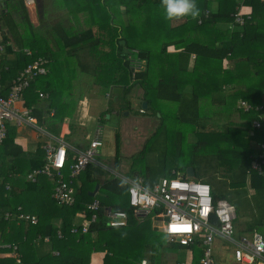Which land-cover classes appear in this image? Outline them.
Masks as SVG:
<instances>
[{"label":"trees","instance_id":"obj_1","mask_svg":"<svg viewBox=\"0 0 264 264\" xmlns=\"http://www.w3.org/2000/svg\"><path fill=\"white\" fill-rule=\"evenodd\" d=\"M123 2L127 7L121 14L129 19L127 23H123L124 34H120L119 31L117 34L114 33L117 49L116 52H113L115 53L113 60H111L112 53L110 52L105 55L108 61L106 67L102 66L104 57L95 60L99 63L98 70L106 69L107 78L102 80L106 91H109L115 100L114 87L122 88L120 95L123 97H127V94L136 85L141 88L140 107L143 112H150L155 119H158L159 124L156 131L162 129L166 134L167 141L170 142V148L164 147L161 153L158 176L160 174H167L169 177L186 175L187 167L193 166L196 179L210 183L215 199L225 198L236 206L237 217L234 225L238 234L257 230L264 235V174L252 166L257 153L256 149L258 147L261 149L258 142H262L264 137V127L257 129L253 126L254 119H261L264 125V108L256 109V106L264 103V1L134 0V2H130V0H123ZM137 3L140 5L147 3L153 8L158 4L162 6L164 15L158 13L150 17L146 10V17L140 16L142 21H139L132 17L135 10L138 13L141 12ZM241 5L249 6L251 9L250 17L245 15V21L242 24L236 22L234 17ZM174 6L179 9L181 15L176 19L179 20L178 23L172 25L167 13L170 7ZM121 14L115 12L111 15L114 19ZM118 21L121 22V20ZM115 26L117 28L116 24ZM162 31L165 32L164 35L159 33ZM89 32L93 34L92 30ZM189 33L190 35H188ZM5 40L7 41L8 38ZM87 40H89L88 37H71L69 46L80 45ZM150 40L161 43L156 54V50L151 49ZM22 44L26 46L25 43ZM34 45H29L34 51L30 55H26L22 51L16 53L18 61L15 64H20L18 69L13 60L8 61L6 57L2 60L0 75H3L1 81L6 86L3 89V94L8 93L10 85L5 74H8V78L12 79L35 58L39 56L49 58L45 55V49L41 47L36 50ZM170 45H175L179 51L168 52L167 49ZM8 48L9 51H12L10 45ZM193 54L195 55V66L190 69L188 63ZM69 56H76V53L70 52ZM93 56L95 55L93 54ZM134 61L144 62L143 69L135 70L132 64ZM50 64L51 62L49 66ZM88 64L83 61L82 65L85 66H82V71L93 74L87 68V66H91ZM8 65L11 70L5 72V67ZM199 66H204L205 69L201 70ZM211 67L214 70H211ZM217 68L219 70L216 74L215 69ZM118 72L121 73L119 76H117ZM49 75L36 78L25 91L24 98L26 92L27 99L39 98L37 97L38 92H36L37 86L50 92L48 99L53 101L52 107H55L51 124L56 126L65 117L63 110L65 106L63 103L56 104L57 97H54L56 87L52 88V80ZM191 81L193 90L188 92L186 84ZM210 82L215 84L213 88L206 87ZM199 85H203V91L198 92ZM213 92L221 93L224 97H233L234 100L242 97L251 103L252 109L240 114L241 122L238 123L230 119L222 129L216 130L213 127L215 122L212 119L214 109L224 114L225 110L234 109L236 103L233 101V105L228 103L212 105L204 102L206 97H212ZM154 97L172 102L174 106L171 108L174 112L169 117L163 112L157 116L160 108L156 106ZM200 98L203 99V102H200ZM143 100L148 105L146 110L142 107ZM130 108L131 104L128 103L125 109ZM165 109L168 108L165 107ZM117 112L122 114L120 109ZM229 113L231 114V112ZM208 128H213V130H206ZM189 135L194 136L193 141L188 139ZM116 136L119 142V133ZM8 142L7 137L1 147H4ZM118 142L116 140L117 144ZM69 153L70 151L68 152V164L62 171L65 180L68 181H70V164L75 160L70 158ZM120 156L117 149L115 154L117 163ZM222 163L229 165L226 170L227 174L225 173L226 176L228 175V179L220 178L219 184L224 183L230 189L228 194L219 196L214 179H218ZM40 164L39 166L45 162ZM199 167L204 170L211 167L213 170H209L210 176H197ZM101 168L92 163L86 169L102 173ZM2 172L5 171L0 166V176ZM13 172L15 173V171ZM19 172L25 174H23L21 184L15 183L17 177L9 178V172L6 173V179L11 181L2 183L1 180L0 183V241L16 244L18 246L16 251L21 253L23 263L90 264L91 254L103 251L105 256L102 264H142L143 260H146L148 264H160V261L164 264L166 263L164 256L167 251H184L185 253L191 251L192 264H200L199 260L203 252L198 246H184L170 240L166 233L154 228L153 214L139 216L135 213L130 206L128 184L124 181L122 183L119 177L111 176L112 178L109 177L103 182L98 177L91 179L96 183H101V188L106 195L95 198L81 188L83 192L74 191L75 201L72 205L59 204L53 198L51 200L45 197L46 194L43 192L38 198L40 209H35L39 218L37 224L25 219H5L4 208L10 203L13 204L12 198H8V192L18 197V203L24 206L23 210L25 211L26 205L21 196L19 198V194L26 195L27 189L35 191L38 187V183L31 182L23 169ZM249 174L251 186L254 189V193L251 195L247 183ZM47 178L49 179V177ZM154 178L151 180H149L150 177L146 178V185H155L159 177ZM7 183L11 185L8 189L6 188ZM126 193L128 200L125 196ZM95 199L100 200L101 207L94 212L88 210L87 207ZM30 206L33 208L32 205ZM107 207L125 210L127 213L125 224L110 225L106 213ZM16 208L12 206L9 210L18 214ZM82 211H86V217L81 215ZM94 213L98 215V219L90 223L87 232H83L84 219H91ZM245 216H248L249 220L246 222V229L242 230L239 224ZM239 217H242L241 221H238ZM74 228L77 230L73 231ZM45 237H48L49 240H45ZM46 245H50V250L46 251L48 249ZM51 249L58 251L59 254H54ZM8 261L5 257H0V264H8Z\"/></svg>","mask_w":264,"mask_h":264},{"label":"crops","instance_id":"obj_2","mask_svg":"<svg viewBox=\"0 0 264 264\" xmlns=\"http://www.w3.org/2000/svg\"><path fill=\"white\" fill-rule=\"evenodd\" d=\"M121 3L122 6L119 8L118 4ZM102 7H106V8L108 7L109 10L111 11V14H114L115 12L117 14L118 13L121 14L122 11L124 10L123 8L124 2L123 0H37L35 7L28 8L24 4L23 0H0V36L1 38H3V42L5 43V47H4L5 49L3 50V52H1L0 57L4 56V58L6 57L8 61L13 60L15 67L18 69L20 64H15L16 61H18L17 60L18 57L16 56V53L22 51L23 53L28 55L26 50L32 51L31 47L23 46L24 44L22 43H25L26 39L24 36L18 33L19 26L21 24H24L26 27L32 30V33L27 35L28 37L30 35H38L40 34V32H44L45 33L44 39L42 40L35 39L36 44L34 46L36 50L41 49V47L45 49L44 50L46 52L45 55L48 56L50 59L51 64L49 66V72L47 74L48 75L50 74L49 78L50 80H52V85H51L52 88L54 89V87H56V95L54 97H71V102H75V103L77 102V105L79 104L81 105V107H78V109H76L72 113H70V111H66L65 108L64 109L65 117L63 118V121L60 122L58 125L53 126L51 124V121L53 114L55 113V107H52L53 101L51 99L50 100L48 99V97H50V92L37 86L36 92H38L37 97L39 98H36L35 100L27 99L26 98L27 92H26L24 98L25 103L24 102L19 103V107L22 108L24 106H27L33 109L34 111L33 114L36 117L37 122L35 125L25 121H23L20 124L16 123L15 121L9 123V128H8L9 136H7L9 142L6 143L5 146L1 147L0 149V164L3 170L5 171L2 172L0 176L1 178L0 180H2V183H5L8 180H9L8 182L11 181L10 179H6L7 172H9L8 174L9 178L14 179L15 177H17L15 179V183L21 184L22 179L25 175L24 173L23 175L21 172H19L21 169H23L28 176V174L32 170L43 167L44 164L43 165L41 164L45 162L47 156L45 147L49 144L56 146L61 141L66 142L68 147V152L70 151L69 153V155L71 156L70 158H73L74 160L77 156V153L80 150H84L89 146L91 139L95 136V133L97 132L99 127H102V125L99 122H96L95 124L96 130H94L95 132L91 137H87L86 133L81 128V126L85 128L87 127V123H85V118L89 116V113L86 112L89 111L88 109L92 108V106L89 105L90 101L94 102L93 98H91L89 101L88 97H95V93L92 91V88L93 86L94 87L96 86V83L95 82L92 83L91 81L88 80L83 83L81 78H77V76H71L72 88H69L68 78L70 77L61 76L62 70L67 68H73L70 63V57L75 58L74 60L76 61L75 67L76 66L81 67L82 70L83 68L82 66H85L82 65L83 61L89 63L92 60H95L92 58V55L94 54V49L109 48L110 45L107 44L106 42V37H108L107 34H110L109 30L107 29V24H105V26L104 25L99 26V21H98V20H102L100 13V9ZM243 11L251 12V9L249 6L245 5L243 6ZM124 17L127 18L122 14L118 15L114 19H111V23L115 25L116 22H119L118 20H122V18ZM91 30L93 31V34L89 32ZM114 33L117 34V30ZM188 35H190V33ZM78 36L88 37L89 40L84 41L80 45L75 44L69 46L71 44L69 39L71 37L76 38ZM5 38H8V40L6 41ZM91 39L94 40L91 41ZM9 45L11 46L12 51H9L8 48ZM167 51L174 53V52H178L179 49L175 45H170L168 46ZM70 52L76 53V56H69ZM106 53L109 52L106 51ZM110 53H112V51H110ZM225 63H227V61H225ZM25 65L26 63L24 64V66ZM226 65L229 66L228 63ZM194 66H195V55L193 54L190 58V62L188 63V67L192 69L194 68ZM199 69L203 70L205 69V67L199 66ZM210 69L214 70L213 67H211ZM0 70H1V66H0ZM10 70L11 68L9 65L5 67V72H10ZM215 70L217 74L219 69L217 68ZM7 75L8 74H5L6 80L11 82V79H9ZM0 79L3 80V75H0ZM192 84H193L192 81L186 84V91L192 92L193 90ZM199 86L200 87L198 89V92H200L201 90L203 91V85H199ZM207 86L213 88L215 84L213 82H210L209 85H206V87ZM40 92L44 93V95L41 96ZM105 94L106 97H112L109 91ZM202 100L200 98V102H203ZM241 100H246V99L239 97L237 98V100H234L233 97H224V95L218 92H213L211 98L206 97L204 102L211 103L212 105L214 104L224 105L225 103L233 105L234 103L233 101H235L236 103L234 109L225 110L224 114L219 113V111H216V109H214L212 113V119L213 122H215L213 127H215L216 130L222 129L224 124H226L230 119L238 123L242 121L240 114L242 112H245V110L240 105ZM246 101L249 102L248 100ZM63 104L64 106H66V103ZM147 108L144 109L146 110ZM237 108L239 109L238 111ZM114 111L115 110H113V112ZM103 112L104 109L99 111V117H97V119H100L101 115H103ZM229 112H231L232 115ZM77 130L79 131V133L76 136H74V133ZM67 137H71V139H67ZM259 143L260 142H258V145ZM260 150L261 149H259V147L256 149L257 152H259ZM97 161L98 162L94 164H96V166L102 167L101 168L103 170L102 173L98 171L94 172V170L91 171V169L90 170L86 169L83 170L84 171L83 174L82 171L77 177L70 178L72 180L75 179V181H73L72 183L74 184L73 187L75 192L76 190L79 192L80 191L83 192L84 190L90 196L93 197L95 196V198L101 195H106V193L103 192V189L101 188V183H96L91 180L96 177H98V179L101 182H103L105 179L111 176L119 177L122 183L126 182L128 184V188H129L128 179L137 180L141 177V178H145L146 180V178L150 177L149 180H151V179H155L154 177L157 178L159 177L158 181L155 182V184H158L162 178L169 177L167 176V174L165 175L160 174V176H158L157 174H154L153 171L151 170L148 172L147 175L138 174L135 176H131L127 171L128 174L127 176L129 177L123 176L119 172L122 166H124L123 159L121 160V156L118 163L115 160V156L113 158H110V156H106V158L103 159L99 158L97 159ZM253 163L254 160L252 162V165ZM39 164L41 166H39ZM36 165L37 167H35ZM13 171H15V173ZM16 172H18L19 174ZM43 176H39L36 179V181H31L38 183L37 184L38 187L35 191L27 189L28 191H26L27 192L26 195L22 196L21 194H19V198L21 196L22 201L26 205L25 212L32 215H36L37 218L38 215L35 213V209H40V206L38 204V198L43 194V192L46 194L45 197H48V199L53 198V192L55 188V180H53L50 177L48 179L47 178L48 176L47 177H43ZM191 178H196V176ZM247 179H248L247 181L248 189L251 195L254 193V189L251 186L250 174L248 175ZM88 181H89V185H88ZM8 194H9L8 198L10 197L12 198L11 201L13 202V204L10 203V205L6 206L4 208L5 212L9 210V208L12 206L15 207L22 206V208L24 207L23 205H21V203H18L19 202V200L17 199L18 197L13 195V193L8 192ZM30 205H32L33 208H31ZM57 223L59 222L57 221ZM160 228L162 229L161 226ZM46 246L48 247L46 251L50 250V245H46ZM51 250L53 251V253L55 252V250L53 249ZM18 255H20V262L17 261ZM18 255L15 256L5 255L4 257L5 259L9 260L8 264H12V263L25 264V262L23 263V261L21 260L22 257L21 253L18 252ZM104 256H105V252L103 251L93 252L91 254L90 264H102L104 261ZM192 256H193L192 252L187 251L186 258L182 261L178 260L180 262L179 263L176 262V263L192 264L191 262L193 261ZM10 260H12L13 262H11Z\"/></svg>","mask_w":264,"mask_h":264},{"label":"built area","instance_id":"obj_3","mask_svg":"<svg viewBox=\"0 0 264 264\" xmlns=\"http://www.w3.org/2000/svg\"><path fill=\"white\" fill-rule=\"evenodd\" d=\"M23 2L26 7L32 8L36 6L37 0H23ZM245 15L249 18L251 12L243 11L241 5L234 14L235 21L244 23ZM4 47L5 43L0 36V55ZM26 52L28 55L32 54L30 50ZM2 59L1 56L0 66ZM49 63L50 59L44 56H39L28 63L11 79L7 94H3L6 86L0 79V147L8 136L10 122L15 121L20 124L25 121L36 124L33 109L27 106L20 108L19 103L24 102V93L32 82L49 72ZM143 66L144 62H137L134 69H143ZM40 95L43 96L44 93L40 92ZM240 105L245 111L252 109V105L246 100H241ZM263 108L264 103L258 105L256 109ZM253 126L257 129L264 127L261 119L254 120ZM101 131L102 127H99L89 146L77 153L75 161L70 164V178L77 177L90 164L98 162L100 148L103 146ZM259 145L261 150L254 156L252 166L264 174V137ZM45 148L47 152L45 164L41 168L32 170L28 178L31 181H36L41 175L52 178L55 180L54 200L62 205H72L75 201L73 180H65L62 173L68 164L67 144L61 141L56 146L49 144ZM128 181L130 206L135 213L139 216L153 214V219H157V224L162 227V231L170 240L184 246H198L203 252L199 260L200 264H216V252L219 247L225 250L231 249L234 260L240 264H264V235L257 230L238 234L234 225L237 217L236 206L227 199H215L210 183L181 174L164 177L153 186H147L145 178L141 177ZM6 188H10V185L7 184ZM100 207V200L95 199L87 209L95 212ZM16 209L18 214L7 210L4 213L5 219H25L33 224L38 222L37 216L26 213L22 206ZM82 212L81 215L86 217V211ZM106 213L110 225H123L127 221V213L123 209L107 207ZM97 219L96 213L91 219L85 218L82 223L83 232H87L90 223ZM17 248L16 244L0 241V257L18 255ZM54 253L59 254L58 251ZM17 261L20 262V255L17 256ZM144 262L146 263V260H143V264Z\"/></svg>","mask_w":264,"mask_h":264},{"label":"rangeland","instance_id":"obj_4","mask_svg":"<svg viewBox=\"0 0 264 264\" xmlns=\"http://www.w3.org/2000/svg\"><path fill=\"white\" fill-rule=\"evenodd\" d=\"M130 2H134V0H130ZM122 6L121 4H118V7L120 8ZM127 7V5L124 4V9ZM137 7L141 12H135L133 13V18H137L139 21L140 16L146 17L145 12L148 11V15L153 16L156 14L164 15V10L162 6L158 5L155 6V8L151 7L149 4L140 5L137 3ZM118 8V9H119ZM124 11V10H123ZM126 12V11H125ZM101 18L102 20L99 21V26H105L107 24V29L109 30L110 34H107L108 37H106V42L109 44V48L104 49H94V55H92V58L95 60L101 59L104 57L105 60H103L102 66L106 67L105 65L108 63V61L105 58L106 51L110 52L112 51V59L116 52V40L115 34H113L116 30L119 31L120 34H124L121 28H124L123 23H127L129 18H122L121 22H116L117 28L114 24L111 23L112 15L111 11L107 7H102L100 9ZM168 14V19H171V24H177L179 20L178 19L180 12L179 9L174 7H170ZM135 16V17H134ZM142 21V20H141ZM177 27V26H173ZM186 32V30H184ZM145 32V31H143ZM18 33L25 37V45H34L36 44L34 39L42 40L44 39V32H40L38 35H29L32 33V30L30 28L26 27L24 24H21L19 26ZM34 33V32H33ZM161 35H164L165 32H159ZM187 33V32H186ZM132 41L137 44L136 41L132 39ZM156 40H150L149 44L151 46L152 50H156L155 54L158 52V49H160V42H155ZM112 44H115V46H112ZM172 49V48H171ZM4 58V56H3ZM3 60V59H2ZM74 57H70V63L73 68H67L62 70V77H70L68 78L69 88H72V79L71 76H77V78H81L83 83L88 81H91L92 83H96V86L92 88V91L95 93V97H88L89 101L91 98H93L94 102L89 103L92 108L88 109L86 113H89V116L85 118V123H87V127H82L83 131L86 133L87 137H91L94 134V130H96L95 124L96 122H99L102 125V139H103V146L100 148V156H98L97 159H103L106 158V156H110V158H113L115 156V151L118 149L119 154H121V160L123 159L124 166H122L121 170L119 171L121 175L127 176V171L131 176H135L138 174L147 175L148 172L153 170L154 174H157L159 171L158 167L160 164V158L161 153L163 152V148L167 147L170 148V142L166 139V134L163 132L162 129H159L156 131V127H158L159 121L158 119H155L154 116L149 112H143L140 111L143 110L140 107L141 103V88L139 85H136L133 87L129 94H127V97H123V95L119 94V97H117L116 100H114L113 97H106V89L105 85L102 82V80H106V69H97L98 68V62L95 60H92L89 62L87 68L91 70V73H85L81 70V67L76 66V61H74ZM133 66L137 64V62L132 63ZM71 67V66H70ZM144 67V66H143ZM97 71V72H96ZM121 73L118 72L117 76H119ZM92 86V84H91ZM68 88V87H67ZM66 88V89H67ZM115 95V94H114ZM118 96V95H115ZM153 98V97H152ZM56 104H62L66 103V111H70V113L74 112L78 107H81V105H77V102H71V97H57ZM155 104L157 107L160 108V111L157 112V116H160V112L166 113V116H170L174 112V110L171 108L174 106V104L170 101H167L165 99L154 97ZM128 103L131 104L130 109H125L128 106ZM168 108V109H165ZM115 108V109H114ZM103 115H101L100 119H97L99 117V111L103 110ZM122 110V114L117 112L118 110ZM125 109V110H124ZM64 110V109H63ZM113 110H115L113 112ZM106 112V113H105ZM238 114V113H237ZM239 115V114H238ZM89 124V125H88ZM206 130H213V128H208ZM79 133L77 130L74 133V136H76ZM119 133V142L118 139H116V135ZM192 134V133H190ZM85 136V135H84ZM67 139H71V137H67ZM188 139L193 141L194 136L189 135ZM116 140L118 144L116 143ZM117 146V147H116ZM174 159V158H173ZM180 160V159H179ZM182 162V160H180ZM228 163H222L220 166L219 171V177L217 180L214 179V182L217 186V194L219 196H224L229 193V187L224 183L219 184V180L226 179L227 176V168ZM209 170H213L211 167H207L206 170L199 167L198 169V175L197 176H210L211 172ZM137 173V174H135ZM226 173V174H225ZM129 177V176H127ZM131 178V177H130ZM228 179V178H227ZM125 196L128 200V194L126 193ZM242 217H239L238 221H241ZM249 220L248 216H245V218L242 219L239 226L240 229L245 230L246 229V222ZM157 219H154L153 226L157 230H161L160 226L157 224ZM239 223V222H238ZM166 263L164 264H177L176 260H184L186 258V253L184 251H167L164 256ZM160 264H163L162 261L159 262ZM216 263L217 264H240L236 262L233 258V253L230 250H225L222 248H218L216 252ZM143 264V262H142ZM144 264H148V262H144Z\"/></svg>","mask_w":264,"mask_h":264},{"label":"water","instance_id":"obj_5","mask_svg":"<svg viewBox=\"0 0 264 264\" xmlns=\"http://www.w3.org/2000/svg\"><path fill=\"white\" fill-rule=\"evenodd\" d=\"M5 6V5H4ZM113 93L115 95H119L120 93H122V88L121 87H114L113 88ZM115 100H116V97H115ZM142 107L144 108H147V102L144 100L142 101ZM186 176L188 177H195L196 176V173H195V170H194V167L193 166H188L187 169H186Z\"/></svg>","mask_w":264,"mask_h":264}]
</instances>
